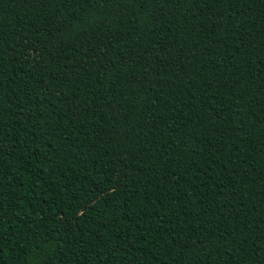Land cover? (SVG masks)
I'll list each match as a JSON object with an SVG mask.
<instances>
[{
	"label": "trees",
	"instance_id": "trees-1",
	"mask_svg": "<svg viewBox=\"0 0 264 264\" xmlns=\"http://www.w3.org/2000/svg\"><path fill=\"white\" fill-rule=\"evenodd\" d=\"M0 264H264V0H0Z\"/></svg>",
	"mask_w": 264,
	"mask_h": 264
}]
</instances>
